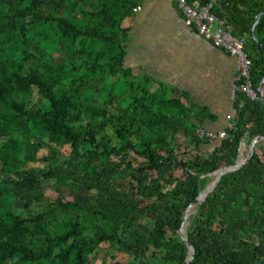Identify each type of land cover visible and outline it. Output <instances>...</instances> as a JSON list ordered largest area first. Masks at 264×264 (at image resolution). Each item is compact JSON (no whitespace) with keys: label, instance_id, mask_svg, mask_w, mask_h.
<instances>
[{"label":"trees","instance_id":"16d2710c","mask_svg":"<svg viewBox=\"0 0 264 264\" xmlns=\"http://www.w3.org/2000/svg\"><path fill=\"white\" fill-rule=\"evenodd\" d=\"M139 3L0 0V264H92L103 244L140 264H184L185 209L208 174L235 163L243 140L264 135L260 99L235 94L231 124L210 141L196 133L213 118L206 108L125 67L123 22ZM262 8L264 0H220L214 8L247 39L256 89L264 50L251 27ZM255 32L264 44V14ZM38 160L43 167L27 166ZM194 208L188 264H264V140Z\"/></svg>","mask_w":264,"mask_h":264},{"label":"crops","instance_id":"0c3cea01","mask_svg":"<svg viewBox=\"0 0 264 264\" xmlns=\"http://www.w3.org/2000/svg\"><path fill=\"white\" fill-rule=\"evenodd\" d=\"M138 7L123 22L129 28L125 67L136 76L151 77L154 85L163 83L187 94L196 108H206L213 118H204L199 128L224 131L235 113L234 57L188 25L173 0H140ZM184 140L182 131L174 133L175 142ZM244 142L248 144L247 139ZM217 143L204 145L203 150L208 152Z\"/></svg>","mask_w":264,"mask_h":264},{"label":"built area","instance_id":"2783aa9c","mask_svg":"<svg viewBox=\"0 0 264 264\" xmlns=\"http://www.w3.org/2000/svg\"><path fill=\"white\" fill-rule=\"evenodd\" d=\"M173 1L181 10L188 25L194 27L201 36L234 57L236 74L231 90L232 96L243 93L249 100L260 99L258 89L253 86L251 81V60L246 52L247 39L244 36L233 35L231 25L214 12V8L220 0ZM137 9L139 7L135 10ZM196 133L199 137L208 138L210 141L225 135L224 131L215 133L202 128H198ZM242 142L245 143L244 140Z\"/></svg>","mask_w":264,"mask_h":264},{"label":"water","instance_id":"95a60500","mask_svg":"<svg viewBox=\"0 0 264 264\" xmlns=\"http://www.w3.org/2000/svg\"><path fill=\"white\" fill-rule=\"evenodd\" d=\"M263 14H264V8H262L258 12V14L256 15L255 20L253 22V25L251 27V38H252V40H254L258 44V46L262 50H264V44L258 39L256 32H255V28H256V25L260 21L261 16ZM258 92L260 95V100L264 104V77L260 81ZM261 140H264V135L255 136L254 138L251 139V141L248 145H246L243 142L240 143L239 148H238V155H237L235 163L233 165H230V166L221 167V168L217 169L216 171H214L213 173L208 174L209 176L213 177L212 180L209 182V184H207V186L201 192H199L198 196L186 208L183 219H182L181 227L179 229V235L182 238V240L184 241V243L186 244V246L189 250V253H190L189 256L187 257V259L185 260L184 264H188L191 261V259L193 258L194 253H195L194 246L188 241L186 233H185L186 226L188 225V222H189L188 218H189L190 213L192 212V209L197 204L204 201V199L207 197V195H209L213 191V189L216 187V185L219 183L221 177L224 174L231 172V171H235V170L243 167L244 165H246L251 160V158L253 156L256 143H258ZM242 145L247 146L246 153H244V154H242V152H241Z\"/></svg>","mask_w":264,"mask_h":264},{"label":"rangeland","instance_id":"374dc122","mask_svg":"<svg viewBox=\"0 0 264 264\" xmlns=\"http://www.w3.org/2000/svg\"><path fill=\"white\" fill-rule=\"evenodd\" d=\"M37 99V92L36 90H34V94L31 98L32 101H36ZM248 145V144H247ZM246 149L247 146H243L242 149V153H246ZM62 150H64L65 152L68 151V146H64L62 147ZM47 150L41 149L38 154L37 157L40 158L42 155L46 154ZM28 167L30 166H39V167H43L44 166V162L41 160H38L32 164L27 165ZM106 169H110L113 167V163L109 162L104 166ZM164 172V170L161 171V173ZM177 175H180L179 171H176ZM2 172H0V178L2 176ZM213 178V177H212ZM44 186L46 188H49V186L52 184L50 181H44L43 182ZM47 198L51 199L55 196L54 191L52 190H48L47 193ZM16 208L21 211L22 210V202L18 201L16 202ZM195 208L192 209V212L194 211ZM186 210V209H185ZM144 224L147 226L148 222H144ZM144 230H147L146 228H144ZM135 256L132 255L131 253H116L113 252L112 250H110L106 245H100L96 250L95 253L93 255V260H92V264H112L115 261H121L123 263H127V264H134L136 262V264H140L137 261H135Z\"/></svg>","mask_w":264,"mask_h":264},{"label":"bare ground","instance_id":"6f19581e","mask_svg":"<svg viewBox=\"0 0 264 264\" xmlns=\"http://www.w3.org/2000/svg\"><path fill=\"white\" fill-rule=\"evenodd\" d=\"M242 152V151H241ZM243 154V153H242Z\"/></svg>","mask_w":264,"mask_h":264}]
</instances>
